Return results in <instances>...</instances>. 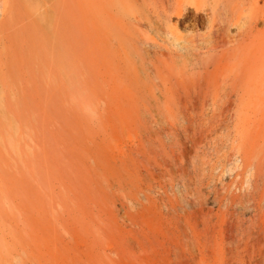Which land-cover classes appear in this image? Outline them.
I'll use <instances>...</instances> for the list:
<instances>
[{
  "label": "rangeland",
  "instance_id": "rangeland-1",
  "mask_svg": "<svg viewBox=\"0 0 264 264\" xmlns=\"http://www.w3.org/2000/svg\"><path fill=\"white\" fill-rule=\"evenodd\" d=\"M5 2L0 264H264V1L210 43L142 1Z\"/></svg>",
  "mask_w": 264,
  "mask_h": 264
},
{
  "label": "bare ground",
  "instance_id": "bare-ground-1",
  "mask_svg": "<svg viewBox=\"0 0 264 264\" xmlns=\"http://www.w3.org/2000/svg\"><path fill=\"white\" fill-rule=\"evenodd\" d=\"M135 4L142 1L146 13L138 12L135 17L138 22L143 19L153 20L164 18V22L174 21V25L182 26L184 30L198 25L206 27L204 39L207 42L224 40L228 35L227 30L232 26H240V16L235 11H239L242 5L243 12L246 10L244 2L246 0H127ZM259 0H255L258 2ZM264 1V0H263ZM8 9L5 0L0 4V33H8L10 21L13 16ZM152 14H155L153 16ZM257 20H264V11L261 13L248 12L246 17ZM155 17V18H154ZM42 23L46 25L50 21L49 14L42 15ZM245 21V20H244Z\"/></svg>",
  "mask_w": 264,
  "mask_h": 264
}]
</instances>
